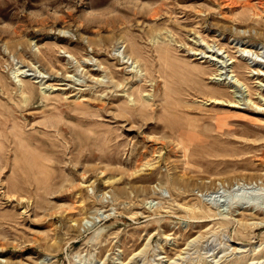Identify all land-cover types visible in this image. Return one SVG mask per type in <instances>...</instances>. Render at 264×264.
<instances>
[{"label": "rangeland", "instance_id": "1", "mask_svg": "<svg viewBox=\"0 0 264 264\" xmlns=\"http://www.w3.org/2000/svg\"><path fill=\"white\" fill-rule=\"evenodd\" d=\"M0 264H264V0H0Z\"/></svg>", "mask_w": 264, "mask_h": 264}, {"label": "bare ground", "instance_id": "2", "mask_svg": "<svg viewBox=\"0 0 264 264\" xmlns=\"http://www.w3.org/2000/svg\"><path fill=\"white\" fill-rule=\"evenodd\" d=\"M161 9V8H160ZM157 12V11H156ZM160 15V14H159ZM159 17V16H158ZM156 18V17H155ZM161 18V17H160ZM124 22V21H123ZM140 41V40H139ZM129 43V42H128ZM130 44H131V42H130ZM140 47V46H139ZM142 47V46H141ZM143 50V49H142ZM146 53V52H145ZM119 59V58H118ZM117 59V60H118ZM147 61V60H146ZM148 65V64H147ZM151 68V67H150ZM116 69V68H115ZM116 72V71H115ZM136 74V73H135ZM150 74V73H149ZM262 76V75H261ZM25 85V84H24ZM28 89H29V87H28ZM33 94V93H32ZM30 101V100H29ZM32 101V100H31ZM40 101H42V100H40ZM40 101H39V103H40ZM140 101H141V99H140ZM25 102V101H24ZM141 106V105H140ZM145 108V107H144ZM188 206H186V207H184V208H187ZM183 208V207H182ZM188 209V208H187ZM189 209H191V208H189ZM201 210V209H200ZM197 211V210H196ZM203 211V210H202ZM190 212V211H189ZM213 217V216H212ZM211 219V218H210Z\"/></svg>", "mask_w": 264, "mask_h": 264}]
</instances>
